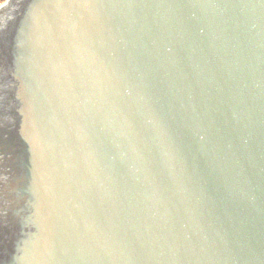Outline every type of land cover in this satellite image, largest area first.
<instances>
[{
	"label": "water",
	"instance_id": "1",
	"mask_svg": "<svg viewBox=\"0 0 264 264\" xmlns=\"http://www.w3.org/2000/svg\"><path fill=\"white\" fill-rule=\"evenodd\" d=\"M0 264H264V0L0 5Z\"/></svg>",
	"mask_w": 264,
	"mask_h": 264
},
{
	"label": "rangeland",
	"instance_id": "2",
	"mask_svg": "<svg viewBox=\"0 0 264 264\" xmlns=\"http://www.w3.org/2000/svg\"><path fill=\"white\" fill-rule=\"evenodd\" d=\"M0 1H3V0H0Z\"/></svg>",
	"mask_w": 264,
	"mask_h": 264
}]
</instances>
